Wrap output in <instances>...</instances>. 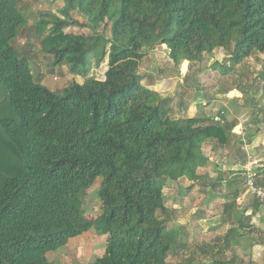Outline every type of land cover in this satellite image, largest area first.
<instances>
[{
  "label": "trees",
  "instance_id": "16d2710c",
  "mask_svg": "<svg viewBox=\"0 0 264 264\" xmlns=\"http://www.w3.org/2000/svg\"><path fill=\"white\" fill-rule=\"evenodd\" d=\"M25 1L0 0V264H49L48 252L91 229L106 236L91 264H172L185 242L163 217L164 188L203 178L206 142L234 148L243 140L237 122L172 116L153 80L142 82L144 48L166 45L177 64L217 48L234 62L252 54L264 61V0H62L61 16L40 12V49L83 81L56 91L13 46L27 26ZM107 26L109 37L98 34ZM92 58L106 64L102 79L88 76ZM98 178L102 209L92 217L83 197ZM255 181L264 187V168ZM243 215L235 211L236 225L202 264H255L222 256L244 231Z\"/></svg>",
  "mask_w": 264,
  "mask_h": 264
},
{
  "label": "rangeland",
  "instance_id": "374dc122",
  "mask_svg": "<svg viewBox=\"0 0 264 264\" xmlns=\"http://www.w3.org/2000/svg\"><path fill=\"white\" fill-rule=\"evenodd\" d=\"M25 5L27 26L21 28L13 46L21 55L28 57L35 79L55 91L74 81L81 83L83 78L73 75L67 64L55 65L52 55L41 51L40 37L35 29V24L41 17L40 12L61 16L63 1L26 0ZM72 15L81 22L86 21L75 11ZM101 29L98 34L110 36L109 26ZM65 31L83 34L84 37L91 34L90 29L83 27H70ZM144 51L146 54L139 67L142 82L148 85L149 81L153 80L155 85L151 88L167 100L166 107L170 109L172 116H196L204 124L205 119L210 117L221 118L226 122L234 121L239 124L233 128L236 134L240 133L241 128H244L246 133L245 136L239 134L243 142L234 149L229 145L220 146L216 141L206 142L203 152L209 157H215L198 168L203 178L195 183L187 178L169 181L164 188L165 203L169 212L163 217L167 218V227L180 231L182 241L185 242L177 248V254L171 256L170 260L172 264H188L190 260L202 264L209 261L216 250L214 246L223 245L224 235L236 225L235 211L243 212L244 207L258 201L250 196L244 202H238L236 197L234 203L235 191L244 190V176L240 169L234 171L231 166L238 162L242 168L250 157V160H260L253 164L255 174L264 168V61L259 54H252L234 62L230 59V50L217 48L212 53H204L199 61H183L177 64L170 59L166 45H157L153 49L144 48ZM105 70V62L95 65L92 58L88 76L102 79ZM253 133L255 137L261 136L251 143ZM219 150L221 151L218 153ZM225 150H228V153ZM242 152L249 156L244 162ZM216 162L219 164V170L216 168ZM99 185L98 178L83 197V208L88 216L95 217L101 213ZM241 220L242 223L248 221L244 217ZM244 231L238 229L241 236L237 241L231 240L232 245L228 244L222 256L229 258L233 253H237L245 262L252 256L255 264H264L253 256V244L257 239L260 240L258 228L253 225L247 234ZM235 232L237 231L234 230ZM105 243L106 236L91 229L69 239L67 244L58 250L48 252L47 258L49 264H91L103 254Z\"/></svg>",
  "mask_w": 264,
  "mask_h": 264
},
{
  "label": "crops",
  "instance_id": "0c3cea01",
  "mask_svg": "<svg viewBox=\"0 0 264 264\" xmlns=\"http://www.w3.org/2000/svg\"><path fill=\"white\" fill-rule=\"evenodd\" d=\"M238 125L239 124L235 125V127H237ZM233 132L236 134V132L234 131V129H233ZM255 136H253V141L251 143H254V141H257L256 139H258L261 135H258L257 137H255ZM224 146H227V145H224ZM229 147L231 149H234V148H232L231 145H229ZM212 148L214 149L215 147L212 146ZM220 151L221 150H219L218 153ZM225 152L228 153V150H225ZM212 153L214 154V152H212ZM214 157L215 156L209 157V159L213 160ZM258 160L259 159H254V160L251 159V161L254 164H256L258 162ZM216 165L218 166V167L216 166V168L219 170V164L217 162H216ZM231 169L234 170V171H238L240 169V171H242L241 164L238 163V162H236L235 164H233V166H231ZM250 196L251 195H249L248 193H246L244 190L239 191V193L237 195L238 202H244L247 199V197H250ZM243 209H244L243 210V213H244L243 217L246 220H248L247 223L246 222L243 223L244 230H245L244 232L247 234L248 230L252 229L253 228V225H254L255 227L258 228L259 233H260V236H259L260 237V240L257 239L256 242H254V245H253V247H254V255L253 256H255V258L257 257L258 260L263 261V263H264V204L261 203V202H258V201H254L253 204L247 205ZM261 217H263L262 218V221L260 220ZM250 225H252V226L249 229ZM245 238H246V236H245Z\"/></svg>",
  "mask_w": 264,
  "mask_h": 264
},
{
  "label": "built area",
  "instance_id": "2783aa9c",
  "mask_svg": "<svg viewBox=\"0 0 264 264\" xmlns=\"http://www.w3.org/2000/svg\"><path fill=\"white\" fill-rule=\"evenodd\" d=\"M238 134H243L245 136L244 128H241V131ZM253 164L254 163L250 160L249 157V160H247L242 165V174L244 176V191L252 197L256 198L259 202H264V187L256 184Z\"/></svg>",
  "mask_w": 264,
  "mask_h": 264
}]
</instances>
